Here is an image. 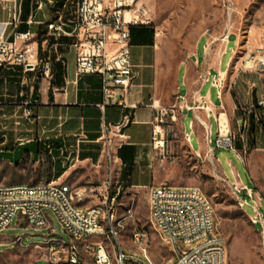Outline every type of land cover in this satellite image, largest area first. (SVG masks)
<instances>
[{"label": "crops", "instance_id": "obj_1", "mask_svg": "<svg viewBox=\"0 0 264 264\" xmlns=\"http://www.w3.org/2000/svg\"><path fill=\"white\" fill-rule=\"evenodd\" d=\"M4 1L0 0V23L9 20ZM27 2L18 31L37 36L39 59H51L52 78L44 79L41 67L28 72L13 67L1 72L0 185L32 186L52 181L79 189L82 187L66 181L84 166H91L95 175H83V179L102 181L103 128L118 125L129 114L132 124L125 138L110 136L112 147L108 148L117 165L116 181L127 192L150 193L160 186L155 185L154 167L166 135V126L157 127L158 108L191 114V131L185 133L190 140L192 135L198 137L202 151L203 142L209 139L212 143L221 128L222 133L230 131L236 136L235 124L240 127L243 149L264 151V70L249 60L252 54H237V39L226 63L223 59L231 37L224 44L207 42L202 55L196 47L179 65L177 88L169 95L162 87L157 33L152 26L133 29L131 62L137 78L126 100L128 107L102 111V78L78 74L73 41L48 36L47 26L57 18L55 11L45 10L30 19L31 0ZM139 5L143 6V0ZM31 108L35 117L23 118Z\"/></svg>", "mask_w": 264, "mask_h": 264}, {"label": "built area", "instance_id": "obj_2", "mask_svg": "<svg viewBox=\"0 0 264 264\" xmlns=\"http://www.w3.org/2000/svg\"><path fill=\"white\" fill-rule=\"evenodd\" d=\"M140 0H31V17L45 10L55 11L57 18L48 24V36L57 41L69 38L76 53V68L80 75H97L102 78L101 93L107 107L126 109L127 97L137 78L131 62V28L151 26L146 19L147 10L139 5ZM23 0H5L9 20L0 23V76L1 72L13 67H21L24 72L35 71L41 67L44 79L52 78L51 59H39L37 36L30 32L18 31L21 23ZM31 23V21H30ZM249 60L260 70H264V55H251ZM154 105V104H153ZM157 127L167 126L176 120L175 112L158 108ZM35 111L31 108L23 115L33 119ZM132 124L129 114L110 129L103 128L102 143L112 147L110 136L125 138V131ZM187 140L190 143L188 135ZM236 136L230 131L219 130L216 147L229 149L238 155ZM160 144V143H159ZM209 147L211 141L208 139ZM160 144V146H162ZM110 161L113 155H108ZM234 194L241 207L248 205L241 195L253 201L256 221L262 227L264 221L259 211L261 197L252 189L242 186L238 181L232 184ZM72 192H80V199H72ZM257 193V192H256ZM123 194V185H112V177L100 186L72 189L68 185L43 182L32 186L0 185V233L8 229L15 216L37 229L45 228V221L54 216L69 237L70 248L60 249L56 245H45L51 249L47 259L34 264H108L109 253L102 243L94 239L111 235L118 238L117 206ZM81 196L98 199L99 204L88 209L80 205ZM44 203H51V212H44ZM150 222L154 229H160V239L174 254L172 264H226V244L217 233L215 210L211 202L197 187H173L161 185L150 191ZM129 217H132L130 211ZM106 230V231H105ZM134 241L138 244L139 258L127 254L119 247L120 264H154L147 249L143 246L144 235L136 232ZM77 241H84V249H90V257L82 258L76 252Z\"/></svg>", "mask_w": 264, "mask_h": 264}, {"label": "rangeland", "instance_id": "obj_3", "mask_svg": "<svg viewBox=\"0 0 264 264\" xmlns=\"http://www.w3.org/2000/svg\"><path fill=\"white\" fill-rule=\"evenodd\" d=\"M143 7L148 12L146 19L157 33L158 62L166 94L171 95L177 88L179 65L196 47L197 53L202 55L207 42L209 45L224 44L231 37L224 63L236 48V39L238 55H264V0H143ZM175 114L176 120L169 121L166 126L164 145L157 150L155 185L199 188L215 210L216 231L226 244V264H264L262 227L250 221L255 216L254 203L243 193L241 198L248 205L242 208L232 188L238 181L261 197L258 205L264 221V151L243 149L237 124L235 144L241 159L229 149L217 148L215 137L211 143L214 152L208 140L203 142L202 151V143L196 135L191 136L190 144L187 140L185 131H191V114ZM108 155H112V150L106 147L102 181L83 179V175H95L91 166H84L73 172L66 183L93 187L100 186L109 177L116 182L117 165ZM149 197L150 193L123 189L116 215L117 224H120L115 227L118 238L108 235L92 242L102 243L113 259V248L119 247L139 258L138 244L133 237L138 232L144 234L143 246L154 264H172L175 261L173 250L162 242L150 222ZM98 204V199L90 198L80 206L88 209ZM130 211L132 217H129ZM50 222L51 230L37 229L15 216L10 227L0 233V264H34L50 256L51 249L46 242L68 244L69 237L61 223L54 216H50Z\"/></svg>", "mask_w": 264, "mask_h": 264}, {"label": "bare ground", "instance_id": "obj_4", "mask_svg": "<svg viewBox=\"0 0 264 264\" xmlns=\"http://www.w3.org/2000/svg\"><path fill=\"white\" fill-rule=\"evenodd\" d=\"M240 132V131H239ZM238 135V134H237ZM232 136H235L232 134ZM112 185H120V182H114L112 179ZM72 199H80V192H72ZM88 200V196H81V203L85 202ZM44 212H51V203H44ZM253 225H258L256 221H251ZM51 222L50 219H47L45 221V228L51 230ZM158 233L160 234V229H156ZM144 235V234H143ZM48 245H56V242H49ZM59 248L60 249H67L70 248V241L68 244H64L62 241H59ZM114 251V259L112 258V254H109L108 257V264H120L119 261V248H113ZM112 249V250H113ZM76 252L77 253H82V258H89L90 257V249H84V241H77L76 244ZM92 264H101V262H92Z\"/></svg>", "mask_w": 264, "mask_h": 264}, {"label": "trees", "instance_id": "obj_5", "mask_svg": "<svg viewBox=\"0 0 264 264\" xmlns=\"http://www.w3.org/2000/svg\"><path fill=\"white\" fill-rule=\"evenodd\" d=\"M28 1V0H27ZM27 1H24L23 4H22V7L23 9L27 6L28 2ZM145 26H139V27H132L131 28V36H132V30L133 29H136V28H144ZM132 42H133V39H132Z\"/></svg>", "mask_w": 264, "mask_h": 264}]
</instances>
